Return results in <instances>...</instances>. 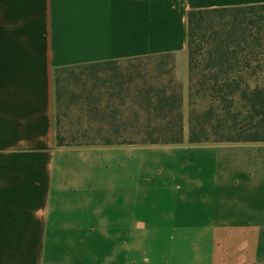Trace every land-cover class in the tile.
Returning <instances> with one entry per match:
<instances>
[{"label": "crops", "instance_id": "0c3cea01", "mask_svg": "<svg viewBox=\"0 0 264 264\" xmlns=\"http://www.w3.org/2000/svg\"><path fill=\"white\" fill-rule=\"evenodd\" d=\"M261 5L0 0V264H264V143L58 147L54 116L55 69L172 55L187 85L188 13ZM199 149L217 170L174 177L175 206L135 189L150 153Z\"/></svg>", "mask_w": 264, "mask_h": 264}, {"label": "trees", "instance_id": "16d2710c", "mask_svg": "<svg viewBox=\"0 0 264 264\" xmlns=\"http://www.w3.org/2000/svg\"><path fill=\"white\" fill-rule=\"evenodd\" d=\"M262 56L264 5L190 11L187 130L182 95L147 89L140 93L146 104V120L142 126L133 127L142 136L141 143L164 146H180L185 141L189 145L264 143V63L253 66ZM156 58H170L174 62L172 55ZM117 64L110 61L55 69V105L61 97V83L77 79L74 72L77 69ZM243 74L251 77L261 74L263 83H250L242 78ZM136 116L139 117L137 113ZM112 131L119 139L120 129L115 127ZM55 132L56 145L63 147L56 127ZM117 141L109 140L106 144H124Z\"/></svg>", "mask_w": 264, "mask_h": 264}, {"label": "rangeland", "instance_id": "374dc122", "mask_svg": "<svg viewBox=\"0 0 264 264\" xmlns=\"http://www.w3.org/2000/svg\"><path fill=\"white\" fill-rule=\"evenodd\" d=\"M263 63L264 56L255 60L253 66ZM173 68L174 62L170 58L151 57L125 61L115 66L81 68L74 71L77 79L72 78L61 83V97L54 107L55 127L64 147L164 146L142 144V136L133 129L142 126L146 120V104L140 93L147 89L166 90L168 93L177 92L182 95L187 130L190 111L189 84L179 82L175 74L171 73ZM242 78L250 83H263L261 74L257 77L243 74ZM197 108L201 109L199 106ZM115 127L120 129L119 139L112 131ZM109 140H118L124 144L107 145ZM186 144L188 143L185 141L183 145ZM222 144L238 143L209 142L192 146ZM215 154V151L206 149L150 153L152 161L159 163H151L147 172L135 180V189L149 188L152 191L161 188L167 194V201L162 203L163 207L175 206L172 200L174 192L171 190L183 183L174 177L188 173L213 175L217 169L211 163H206ZM152 203L154 202L151 201L150 204Z\"/></svg>", "mask_w": 264, "mask_h": 264}]
</instances>
